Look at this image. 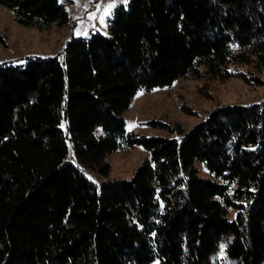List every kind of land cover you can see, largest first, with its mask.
<instances>
[{
	"label": "trees",
	"instance_id": "16d2710c",
	"mask_svg": "<svg viewBox=\"0 0 264 264\" xmlns=\"http://www.w3.org/2000/svg\"><path fill=\"white\" fill-rule=\"evenodd\" d=\"M72 2L0 0L40 29L67 24ZM62 52L0 62V264H264V98L220 105L185 135L124 117L138 89L264 66V0H130L108 33ZM136 144L149 155L131 178L99 184L80 166L108 175L106 157Z\"/></svg>",
	"mask_w": 264,
	"mask_h": 264
},
{
	"label": "rangeland",
	"instance_id": "374dc122",
	"mask_svg": "<svg viewBox=\"0 0 264 264\" xmlns=\"http://www.w3.org/2000/svg\"><path fill=\"white\" fill-rule=\"evenodd\" d=\"M120 3L127 4L124 0H73L67 6L71 16L67 24L47 29L17 23L14 12L0 4V37L4 40L0 39V62L25 63L28 57L34 55L57 54L62 57L66 41L76 36L88 37L91 30L108 33L109 20ZM109 4L113 7L109 8ZM229 68L231 76L228 78L181 76L163 87H154L149 91L138 89L124 111L126 128L146 136H175L166 128L150 123L158 119L172 124L180 122L185 135L220 105L248 104L264 98V66L256 68L251 63H233ZM148 155L149 152L139 144L123 146L106 157L105 160L111 164L108 175L99 173L93 166H80L89 178L100 184L109 179L131 178ZM195 165L200 175L220 181L209 173L203 163L196 162ZM236 212L235 208H229L228 217L235 218ZM220 251L218 256H224L225 251ZM223 261L225 264H236L227 256Z\"/></svg>",
	"mask_w": 264,
	"mask_h": 264
},
{
	"label": "snow or ice",
	"instance_id": "6c2138e0",
	"mask_svg": "<svg viewBox=\"0 0 264 264\" xmlns=\"http://www.w3.org/2000/svg\"><path fill=\"white\" fill-rule=\"evenodd\" d=\"M124 2L127 3V0H124ZM108 7L111 8V7H113V5L109 4Z\"/></svg>",
	"mask_w": 264,
	"mask_h": 264
}]
</instances>
